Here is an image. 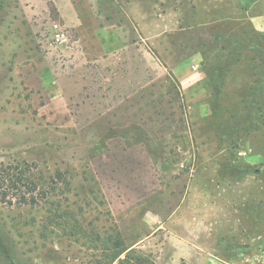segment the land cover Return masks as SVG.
I'll return each mask as SVG.
<instances>
[{
	"label": "rangeland",
	"instance_id": "1",
	"mask_svg": "<svg viewBox=\"0 0 264 264\" xmlns=\"http://www.w3.org/2000/svg\"><path fill=\"white\" fill-rule=\"evenodd\" d=\"M87 1L123 51L0 0V264H264L257 0Z\"/></svg>",
	"mask_w": 264,
	"mask_h": 264
},
{
	"label": "crops",
	"instance_id": "2",
	"mask_svg": "<svg viewBox=\"0 0 264 264\" xmlns=\"http://www.w3.org/2000/svg\"><path fill=\"white\" fill-rule=\"evenodd\" d=\"M103 3L106 0H97ZM64 22L75 29L82 57L99 60L118 54L132 41L134 31L127 25L110 22L101 24L92 16L93 8L87 0H54ZM252 25L264 33V0H257L247 9Z\"/></svg>",
	"mask_w": 264,
	"mask_h": 264
},
{
	"label": "built area",
	"instance_id": "3",
	"mask_svg": "<svg viewBox=\"0 0 264 264\" xmlns=\"http://www.w3.org/2000/svg\"><path fill=\"white\" fill-rule=\"evenodd\" d=\"M52 41L60 48L69 49L72 47V40L68 30L57 22H53L52 26Z\"/></svg>",
	"mask_w": 264,
	"mask_h": 264
},
{
	"label": "trees",
	"instance_id": "4",
	"mask_svg": "<svg viewBox=\"0 0 264 264\" xmlns=\"http://www.w3.org/2000/svg\"><path fill=\"white\" fill-rule=\"evenodd\" d=\"M50 8L53 10V12H55L56 10H55V7L54 6H52L51 4H50ZM261 36H263L264 37V34H261ZM125 251H128V249L127 250H125ZM124 251V252H125ZM132 250H130L128 253H130Z\"/></svg>",
	"mask_w": 264,
	"mask_h": 264
}]
</instances>
